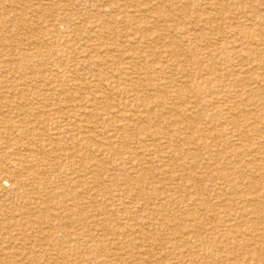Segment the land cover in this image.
<instances>
[{
    "label": "rangeland",
    "instance_id": "obj_1",
    "mask_svg": "<svg viewBox=\"0 0 264 264\" xmlns=\"http://www.w3.org/2000/svg\"><path fill=\"white\" fill-rule=\"evenodd\" d=\"M263 113L264 0H0V264H264Z\"/></svg>",
    "mask_w": 264,
    "mask_h": 264
},
{
    "label": "bare ground",
    "instance_id": "obj_2",
    "mask_svg": "<svg viewBox=\"0 0 264 264\" xmlns=\"http://www.w3.org/2000/svg\"><path fill=\"white\" fill-rule=\"evenodd\" d=\"M31 13H32V12H31ZM257 23H258V22H257ZM245 36H247V35H245ZM255 36H256V35H255ZM255 36H254V37H255ZM197 38H198V37H197ZM262 41H263V40H262ZM199 42H200V41H199ZM242 44H243V43H242ZM252 44H253V43H252ZM179 46H180V45H179ZM181 48H182V47H181ZM139 53H140V52H139ZM139 53H138V54H139ZM197 73H198V72H197ZM258 73H259V72H258ZM172 76H173V74H172ZM59 77H60V76H59ZM195 84H196V83H195ZM216 85H217V84H216ZM172 86H173V84H172ZM8 87H9V86H8ZM215 87H216V86H215ZM172 88H173V87H172ZM194 92H195V91H194ZM196 92H197V91H196ZM215 93H216V92H215ZM2 97H4V96H2ZM2 99H3V98H2ZM2 101H3V100H2ZM102 101H103V100H102ZM153 101H154V100H153ZM7 102H8V101H6V103H7ZM176 102H177V101H176ZM8 103H9V102H8ZM113 103H114V102H113ZM113 103H112V104H113ZM3 104H4V103H3ZM9 105H10V104H9ZM117 105H119V104H116V106H117ZM174 105H175V104H174ZM148 107H149V106H148ZM179 108H180V107H179ZM142 109H143V108H142ZM175 109H176V108H175ZM147 110H148V109H147ZM156 110H157V109H156ZM10 112H11V111H10ZM156 112H157V111H156ZM182 114H183V113H182ZM263 114H264V113H263ZM6 115H7V114H6ZM19 115H20V114H19ZM21 115H22V114H21ZM4 120H5V119H4ZM132 121H133V120H132ZM117 122H118V121H117ZM154 123H155V122H154ZM164 124H165V123H164ZM138 125H139V124H138ZM20 126H21V125H20ZM3 127H4V126H3ZM18 127H19V126H18ZM120 127H121V126H120ZM1 128H2V127H1ZM16 129H17V128H16ZM14 131H15V130H14ZM151 132L153 133V131H151ZM28 135H30V134H28ZM155 138H156V137H155ZM10 139H11V138H10ZM163 148H164V147H163ZM40 151H41V150H40ZM170 152H171V151H170ZM238 153H239V152H238ZM241 154H242V153H241ZM25 155H26V153H25ZM234 155H235V154H234ZM236 156H237V155H236ZM239 156H240V155H239ZM171 157H172V156H171ZM176 158H177V156H176ZM197 163H198V162H197ZM147 174H148V173H147ZM225 174H226V173H225ZM225 174H224V175H225ZM248 175L250 176L249 173H248ZM134 176H135V175H134ZM226 176H227V175H226ZM240 176H241V175H240ZM244 177H246V176H244ZM211 178H212V177H211ZM43 182H45V181H43ZM146 183H147V182H146ZM183 183H185V182H183ZM197 188H198V187H197ZM17 189H18V188H17ZM248 192H249V191H248ZM185 194H186V193H185ZM188 194H189V193H188ZM197 199H198V198H197ZM193 203H195V202L193 201ZM193 203H192V204H193ZM62 204H63V203H62ZM64 204H65V203H64ZM200 204H201V203H200ZM190 206H191V205H190ZM201 206H202V205H201ZM210 207H211V206H210ZM65 211H66V210H65ZM192 211H193V210H192ZM61 213H62V212H61ZM192 213H193V212H192ZM246 213H247V212H246ZM248 213H249V212H248ZM211 216H212V215H211ZM167 218H168V216H167ZM61 219H62V218H61ZM211 219H212V218H211ZM216 220H217V219H216ZM24 222H25V220H24ZM174 222H175V221H174ZM189 222H190V221H189ZM165 225H166V224H165ZM65 227H66V226H65ZM196 227H197V226H196ZM196 227H195V228H196ZM62 229H63V228H62ZM193 229H194V228H193ZM105 230H106V229H105ZM108 230H109V229H108ZM171 230H172V229H171ZM61 232H62V231H61ZM104 232H105V231H104ZM106 232H107V231H106ZM149 233H151V232H149ZM105 234H106V233H105ZM105 234H104V235H105ZM66 235H67V234H66ZM145 236H146V235H145ZM146 238H147V237H146ZM255 238H256V237H255ZM147 239H148V238H147ZM147 239H146V240H147ZM149 239H150V238H149ZM149 239H148V240H149ZM201 239H203V238H201ZM227 239H228V238H227ZM261 239H262V238H261ZM55 240H56V239H55ZM65 240H66V239H65ZM143 240H144V239H143ZM197 244H198V243H197ZM197 244H196V245H197ZM194 246H195V245H194ZM202 255H203V254H202ZM254 255H256V253H255ZM260 256H261V255H260ZM196 259H197V258H196ZM153 261H154V260H153Z\"/></svg>",
    "mask_w": 264,
    "mask_h": 264
}]
</instances>
